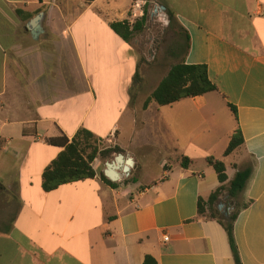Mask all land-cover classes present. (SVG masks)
Instances as JSON below:
<instances>
[{
    "label": "crops",
    "instance_id": "1",
    "mask_svg": "<svg viewBox=\"0 0 264 264\" xmlns=\"http://www.w3.org/2000/svg\"><path fill=\"white\" fill-rule=\"evenodd\" d=\"M137 2L174 16L191 38L186 63L207 65L218 90L146 110L144 99L137 123H154L158 106L174 134L172 149L158 140L167 151L160 175L143 173L139 148L134 169L142 181L125 190L102 180L96 159V178L46 192L43 174L65 150L51 140L71 142L87 129L124 150L117 125L101 137L87 121L83 21L110 28L131 9L138 18ZM40 14L43 31L34 39L29 24ZM223 107L230 116L218 115ZM238 129L244 144L227 156ZM209 158L225 164V186L254 165L241 196L252 203L234 234L242 263L264 264V0H0V264H144L146 256L158 264H236L224 227L198 213L199 200L222 185ZM219 205L221 216L233 209L228 193Z\"/></svg>",
    "mask_w": 264,
    "mask_h": 264
},
{
    "label": "rangeland",
    "instance_id": "2",
    "mask_svg": "<svg viewBox=\"0 0 264 264\" xmlns=\"http://www.w3.org/2000/svg\"><path fill=\"white\" fill-rule=\"evenodd\" d=\"M140 4L143 15L145 8L148 10V21L145 30L129 43L124 42L110 28L92 25L89 17L83 21L86 34L90 36L86 39L88 43L81 46L90 73L88 80L91 91L87 96L88 104L83 105L84 111L90 108L87 121L96 124L97 135L101 137L117 125L119 144L124 149L121 152L99 156L95 164L99 173H103L107 169V164L113 162L119 154L134 159L137 149L141 148L143 173L160 175L162 170L159 163L167 151L159 141L162 140L164 145L171 149L175 144L172 130L162 125L163 121L157 112L161 107L155 106L151 110L153 116L151 120L154 123L148 121L142 126L141 121L139 123L137 121L142 112L140 107L144 99L156 89L172 66L183 60L185 52V38L181 33L183 27L175 18L171 23L166 12L155 11L157 6L154 4L147 5L142 2ZM133 11L134 9L129 11L125 20L130 17L135 22L142 17L133 18ZM137 71L138 79L135 77ZM81 80L86 88L87 79ZM223 108L224 112L220 109L218 115L222 118L230 116V111L226 107ZM110 141L113 142L114 139ZM97 147L100 151H105L116 146L102 139L97 143ZM140 177L139 170L133 168L130 176L117 181V184L125 190L138 179L142 181ZM244 203L245 201L240 199V205ZM221 211L227 219L233 209L226 206Z\"/></svg>",
    "mask_w": 264,
    "mask_h": 264
},
{
    "label": "trees",
    "instance_id": "3",
    "mask_svg": "<svg viewBox=\"0 0 264 264\" xmlns=\"http://www.w3.org/2000/svg\"><path fill=\"white\" fill-rule=\"evenodd\" d=\"M83 1L91 3L94 0ZM168 15L172 23L174 16L170 13H168ZM147 21L148 10L145 8L144 15L133 24L128 20L113 22L110 24V28L124 42L129 43L136 35L141 34L145 30ZM181 33L185 38L183 60L172 66L157 89L147 98L144 104L145 110L148 109L152 102L157 103L161 107L170 106L182 99L204 96L218 90L217 86L209 77L207 65H189L186 63L185 59L191 48V38L184 28H182ZM135 77L137 79L139 78L138 71ZM229 107L234 116L238 118L237 108L231 104ZM50 143L65 147V150L43 174V189L46 192L54 191L64 184L96 178L97 174L93 168L95 160L98 159L99 156L122 151L118 146L113 149L109 148L105 151H100L97 147L98 142L94 134L87 129H81L71 142H69L66 137H61L51 140ZM243 144L244 138L241 130L238 129L226 150V155H230ZM190 163L191 161L189 158H183V167H188ZM208 163L215 169L219 182L222 185L210 196L208 201L199 200L198 213L199 215L209 214L211 219H216L224 227L235 263L243 264L234 234V226L241 211L248 208L252 203V201H250L240 205V199L253 176L254 165H249L247 168L238 171L230 185L225 186V183L228 181L225 164L214 158H209ZM101 178L112 188L116 189L118 187V184L107 178L104 172L101 173ZM225 193H228L229 202L233 208V211L227 219L223 215L221 216L218 209L221 198ZM144 264H158V262L152 256H146Z\"/></svg>",
    "mask_w": 264,
    "mask_h": 264
},
{
    "label": "water",
    "instance_id": "4",
    "mask_svg": "<svg viewBox=\"0 0 264 264\" xmlns=\"http://www.w3.org/2000/svg\"><path fill=\"white\" fill-rule=\"evenodd\" d=\"M155 11L165 12L166 9L163 6H157ZM43 17L44 14H40L29 24V29L34 39L39 38L43 31L41 26ZM134 166L135 161L132 157H125L123 154H119L113 162L107 164V169L104 171V174L111 181L117 182L125 177H129ZM222 206V204L219 205L220 208Z\"/></svg>",
    "mask_w": 264,
    "mask_h": 264
},
{
    "label": "built area",
    "instance_id": "5",
    "mask_svg": "<svg viewBox=\"0 0 264 264\" xmlns=\"http://www.w3.org/2000/svg\"><path fill=\"white\" fill-rule=\"evenodd\" d=\"M136 10H138L137 12H135V15L138 16H143V12L141 11V4L138 3L136 4ZM165 240H169V238H166Z\"/></svg>",
    "mask_w": 264,
    "mask_h": 264
},
{
    "label": "bare ground",
    "instance_id": "6",
    "mask_svg": "<svg viewBox=\"0 0 264 264\" xmlns=\"http://www.w3.org/2000/svg\"><path fill=\"white\" fill-rule=\"evenodd\" d=\"M124 162H125V160H124Z\"/></svg>",
    "mask_w": 264,
    "mask_h": 264
}]
</instances>
